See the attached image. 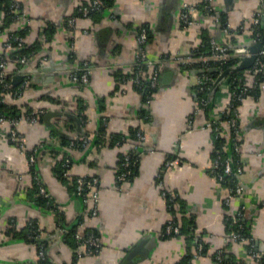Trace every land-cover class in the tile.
<instances>
[{
  "label": "crops",
  "instance_id": "1",
  "mask_svg": "<svg viewBox=\"0 0 264 264\" xmlns=\"http://www.w3.org/2000/svg\"><path fill=\"white\" fill-rule=\"evenodd\" d=\"M18 1L24 16L0 33V53L8 32L26 25L29 30L24 41L38 44V49L14 74L30 73L27 85L18 96L9 92L6 99L24 110L44 109V113L35 122L20 120L17 128L23 148L9 138L8 127L0 125V264H38V247L24 236L32 219L43 230L52 264H73L74 250L62 235L60 221L67 227L78 225L81 233L96 229L100 234L101 250L89 253L81 244L78 251L83 254L77 264H177L188 250L194 251V243L183 231L165 237L164 225L175 215L183 224L194 223L196 233L206 241V253L193 255L192 264H229L215 258L219 249L231 260L253 263L248 241L232 237L229 223L242 208L254 249L264 252V91L244 97L238 106L237 139L243 168L238 179L244 189L228 204V186L210 172L214 133L206 122L219 116L231 101L230 84H220L209 99V109L194 112L200 75L197 69H183L177 57H195L191 54L201 44L203 34L230 49L258 40L253 17L264 9V0H214L227 15L230 33L200 8L201 0H114L108 9L79 16L70 29L64 21L83 0ZM186 1L196 5L189 24L180 18ZM48 22L59 25L51 39ZM143 25L150 34L146 51L161 64L160 83L147 102L131 80L119 84L115 76L118 69H133ZM260 25L264 30V17ZM84 62L90 67L87 83L71 78L74 68ZM15 68L11 63L7 66L8 72ZM242 70L246 82H251V67ZM80 104L86 105L83 125L77 109ZM49 110L71 112L79 123L66 114L53 115L47 121L44 115ZM102 121L108 132L125 134L123 144L95 145ZM83 130L89 133L83 147L60 146V135L73 138ZM133 130L142 131L145 137L132 136ZM41 142L48 143L47 148L38 151L36 162L31 164L27 151ZM130 147L138 149L137 172L119 181L120 156ZM63 150L69 151L73 163L68 175L61 177L56 165ZM169 156L175 163L164 167ZM34 169L61 207L60 216L36 203L32 194ZM159 173L164 187L180 200L175 203L176 214L167 206L157 180ZM82 174L99 178L96 215L89 213L90 205L75 191V178ZM11 226L16 230H9Z\"/></svg>",
  "mask_w": 264,
  "mask_h": 264
},
{
  "label": "built area",
  "instance_id": "2",
  "mask_svg": "<svg viewBox=\"0 0 264 264\" xmlns=\"http://www.w3.org/2000/svg\"><path fill=\"white\" fill-rule=\"evenodd\" d=\"M204 2L203 10L204 12L213 18L214 21L221 23V17L219 14V8L215 4L214 0H201ZM102 7V0H88L87 3H81L78 6V12L81 14V16H89L91 11L95 9H100ZM196 5H193L191 2H184L182 9L180 11V18L184 23H192V13L195 10ZM13 12L20 15L21 13V5L17 2L12 5ZM78 15H71L68 18V25L70 27H74L76 20L78 19ZM264 17V9L260 10L256 13V15L253 17V25L255 30V38L258 40H262V47L258 52V55L254 61V63L251 66V72L254 75V79L251 82L244 83L243 87L240 89V91L232 92V98L231 101L221 110V114L219 116H215L212 118H209L206 122V125L211 127L213 131H215V137L219 140V144H217V147L215 149L216 155L213 158V164L211 167V174L216 177V179L221 182L224 180L227 176L233 175V173H236L237 175H240L243 171L242 165L240 162H237L236 167L233 165V159L231 157H223V153L225 151H229L231 148H234L237 152H239V141L237 139V134L239 130V110L238 106L233 103V100L237 99H243L245 95H253L252 92L260 89L264 91V77H261L262 74H264V30L261 29V20ZM224 29L227 32H231L232 28L230 27V24L228 20H226ZM147 28L143 27L141 29L140 35L138 37L139 41V47L136 52V58H135V68L130 72H125L130 74L128 77H125L122 81V83L126 82L127 80H131L134 84L141 85L142 83H147L150 87H156L159 85L161 80V64L159 61L153 60L151 57H149L146 48L143 47V43L147 40ZM12 37V36H11ZM18 41V46H21L24 42V38L16 35L13 36ZM210 52L207 55H201V56H195V57H183L178 56L177 59H179L183 63H193L196 61L203 62V65H205L203 71L210 67L213 63H219V73H221L224 70V65L229 61L231 58H239L242 59L246 56H249L251 53L246 46H236L232 49H230L227 45H224L221 43L218 39L215 37L210 38ZM5 47L6 49L12 48V43L10 41H5ZM29 59V56L27 54L22 55L18 61L25 65ZM238 60V61H239ZM9 57H1L0 58V83L3 84L4 89H0V101H4L6 99V95L10 92L5 88H9L11 84L13 83V77H9V72L7 70V66L10 63ZM89 73H90V67L88 65V62H84L82 65L75 67V70L71 72V78L75 81L87 83L89 81ZM23 78L20 83L21 90L27 85L28 81L31 78L30 73H22ZM255 77L257 79H255ZM8 78H10L8 81ZM206 76H200L198 84H202L200 86V90H205V86L203 85L206 81ZM21 93V91H20ZM14 96L19 95V91H15L12 93ZM246 97V96H245ZM209 99V98H208ZM208 99L203 96L199 99V102L197 106L194 109V112H197L198 110L204 108L207 103ZM150 101V99H148ZM44 113V109H33L31 112L23 113L19 116L15 117H8L5 114L0 113V125H4L8 127V136L12 141H15L19 143V146L21 148L24 147V142L21 133L19 132L17 126L21 119H27L31 122H35L39 119L40 114ZM225 118L223 120L222 118ZM227 125V128L229 131L236 132V135H233L230 137L229 140L226 139L227 137V128H225ZM138 139H143L145 135L142 133V131L137 132ZM84 143H88L89 137H84ZM232 139V140H231ZM121 140H117V144L120 143ZM37 149L36 148L29 156L31 164H34L36 162L37 157ZM135 149V148H134ZM133 150V148H132ZM125 158L123 160V171L120 173L119 178L121 180H128V176L131 174V165L135 163V160H132V154L129 150L125 152ZM238 161V160H237ZM175 163V160L173 158H167L164 167L172 166ZM63 165L67 168H70L72 163L71 160L67 157L65 161L63 162ZM159 184L163 187L162 191L164 196H168L171 194L170 199L173 200V196H175V193L164 187L163 179L161 177V173L158 175ZM35 179L38 184V192L37 195H40L46 199V204L50 207L51 204H55L59 211H61V207L55 203L53 200V196L51 195L49 189L47 188V185L43 181L42 177L38 173L35 174ZM98 185H99V178L98 176L94 175H88V174H82L78 175L76 178V193L81 198L83 203L90 205L89 213L92 215H96L98 213V202H99V191H98ZM244 186L240 181L235 182V184L228 186V195L226 197V202L229 204L231 199L234 197H240L243 194ZM176 203V202H175ZM264 205V201L262 203ZM52 209V208H51ZM53 210V209H52ZM242 208L238 210L237 214L242 215ZM36 233L31 234V237H39L42 234L35 231ZM180 232V223L176 222L173 218V216L168 220L164 234L171 236L175 235ZM84 234L81 233L79 230L76 232V236L78 238H82V244L85 246V250L89 253H98L101 250L102 247V241L99 235H97L94 231H91L88 233V235L83 236ZM234 238L242 237V233L240 231H232L230 234ZM40 238V237H39ZM246 240V239H245ZM203 249L202 242L199 243V246L197 248V251L195 253L196 256L201 254V250ZM252 254L254 257L253 263H244V262H238V261H230L229 264H264V254L258 250L253 249ZM80 255H82V252H79ZM46 254L45 245L41 246V249L39 250V256L44 258ZM216 257L219 260H222L224 258V251L222 249H219L216 253Z\"/></svg>",
  "mask_w": 264,
  "mask_h": 264
},
{
  "label": "trees",
  "instance_id": "3",
  "mask_svg": "<svg viewBox=\"0 0 264 264\" xmlns=\"http://www.w3.org/2000/svg\"><path fill=\"white\" fill-rule=\"evenodd\" d=\"M19 3L21 5V13L20 15L13 12L12 10V5L14 3ZM88 0H83L82 3H87ZM114 0H102V7L100 9H95L93 11H91L90 15L95 14L96 12H100L103 11L105 9H108L112 6ZM80 5V4H79ZM78 5V6H79ZM203 5L204 2L201 1L199 3L200 8L203 10ZM3 12L2 16L0 14V33H2L3 31H6V29H9L10 25L17 21L18 19H20L22 16H24V12H23V6L21 4L20 1L18 0H0V12ZM78 15L81 16V14H79L78 12V7L76 8L74 14L72 15ZM220 17H221V26L224 27L226 20H228L227 15L224 11H219ZM71 16V15H70ZM68 16L66 21H64L65 27L67 29H70L71 27L68 25L67 21L68 18L70 17ZM47 31L49 30V36L48 38H52V33L55 31L56 28H58V24H54L52 22H48L47 23ZM143 27L147 28V40L145 41V43H143V47L146 48V45L150 39V34H149V30L147 25H143L140 28V32L141 29ZM29 30V26L26 25L25 27L18 29V30H10L8 32V37L6 39V41H10L12 43V48L10 49H6L5 44H4V50L0 53V58L1 57H9L10 58V63L15 65V69L14 72H9V77H13V75L15 74V72L20 71L22 69V67L24 66L22 63H20L19 58L24 55L27 54L29 57L32 55L33 52H35L38 49V44H33V45H29L28 43H26L25 41L23 42V44L21 46H18V41L13 38V36L19 35L21 37H25L27 31ZM232 31V30H231ZM12 36V37H11ZM210 38L211 36L208 34H203V39L200 45H198L197 47H195L193 49V53L191 54L192 56H201V55H207L211 48H210ZM221 42V41H220ZM5 43V42H4ZM71 56H73V53L70 54ZM239 60V58H231L229 59V61L224 65V69H226L227 67L237 63ZM182 68L190 70V69H198L199 71V75L200 76H206L207 79L205 81V83L203 84L205 86V90H200V86L202 84H198L197 85V90H198V99H200L201 97L205 96L208 99V94L210 91V88L213 84V82L215 81V79L218 77L219 75V63H213L212 65H210L209 68L204 69L205 65H203V62L201 61H196L193 63L187 62V63H182ZM82 65V64H81ZM212 67H215L216 70H211ZM135 68V65H134ZM75 70V68H74ZM244 71L245 70H239V71H234V72H230L224 79V82H228L230 84V88H231V92H239L240 89L243 87L244 83H245V78H244ZM130 74L125 73L122 69H118L115 72V76L116 79L118 80L119 84L123 81V79L125 77H128ZM261 77H264V74L261 75ZM10 78H8V81ZM255 79H257L255 77ZM135 88H137L143 95L144 100L147 102L148 99L152 98L153 93L155 92V90L158 88V86L156 87H150L147 85V83H142L141 85L138 84H134ZM0 89H4V86L2 83H0ZM10 91L11 93L15 92V91H21V87L20 85L14 84L12 83L11 86L9 88H5V90ZM261 92L260 89L252 92L254 96H258L259 93ZM18 96V95H17ZM247 96V95H245ZM244 96V97H245ZM242 102L241 99H235L233 100V103L237 106L240 105V103ZM210 105H212V102L208 99V103L207 105L204 107L206 109L210 108ZM86 105L84 104H80L79 107L77 108L79 110L78 115L80 117V121H81V125L85 124L87 116L86 114H84ZM22 109L21 106H19L18 104L15 103H10L7 101V99H5L4 101H0V113L1 114H5L8 117H15V116H19L23 113H28L31 112L32 109L30 107H28L26 110ZM74 111V110H72ZM214 116H211L210 118H212ZM42 118V114H40L39 119ZM226 118V117H225ZM225 118L223 117L222 119L225 120ZM71 120V119H70ZM137 130H133L132 131V136H135L137 134ZM214 133V155L213 158L216 155L215 149L217 147V144H219V140L216 139L215 137V131H213ZM230 137H232L233 135H236V132L234 131H229ZM84 137H89V133L85 132L84 130L79 132V134L73 138H69V137H65V136H59V143L60 146L65 147V146H80L83 147L85 145L84 143ZM125 134H121L119 132H108L107 130V124L105 123V121L101 123L99 130L97 131V137H96V141H95V145L96 146H101L103 144H112V145H121L123 144L124 140H125ZM230 137H226L227 140L230 139ZM117 140H121L120 143L117 144ZM232 140V139H231ZM89 141V140H88ZM15 142V141H14ZM17 143V142H16ZM19 145V143H17ZM47 144L46 142H41L39 144H37L32 150H28V156H30V154L36 149L37 152L38 151H42L45 150L47 148ZM87 144V143H86ZM49 146H50V142H49ZM133 147L128 148L127 150H129L132 154V160H135V163H133L131 165V174L128 176V179L132 178L136 172H137V168H138V163H139V153H138V149H134L132 150ZM125 150L124 152L121 153L120 156V169L118 171V179L119 181H123L119 178L120 173L123 171V160L125 158V152L127 151ZM69 158L71 160V163H73L71 154L69 153V151H65L63 150V155L61 157V160L59 161V163H57L56 165V169L59 173V175L61 177L67 176L68 175V170L69 168L65 167L63 165V162L65 161L66 158ZM223 157H231L233 159V165L236 167L237 162H240V158H239V152H237L236 150H234V148H231L229 151H225V153H223ZM168 158H172V157H168ZM238 160V161H237ZM210 172H211V168H210ZM38 173L37 170H33V177H34V187L32 190V194L33 197L36 201V203L43 205L47 208H49L50 210H52L54 213H56L58 216L61 215V211L58 210V208H56L57 206L53 203L50 205V207L46 204V199L40 195H37L38 192V184L37 181L35 179V174ZM162 176V173H161ZM77 178V176H76ZM76 178H75V191H76ZM238 175L236 173H233V175H229L227 176L224 180H222L220 183L226 184L227 186H231L233 184H235V182L239 181L238 179ZM159 178H157L158 180ZM171 194H169L168 196H165L167 199V206L168 208L173 211L174 214L175 213V209H177L175 207V202L178 203L180 202L177 194L175 193V196H173V200L170 199ZM54 200V199H53ZM55 201V200H54ZM56 203V202H55ZM57 204V203H56ZM58 205V204H57ZM52 208V209H51ZM242 215L237 214L235 219H232L230 221V226H231V232L232 231H240L242 233V237H238L237 239L239 240H247L248 241V246L250 249H253L254 243H253V236L250 233V226L247 223V220L245 218L244 215V210L242 209ZM174 220L176 222L180 223V232H187L188 233V238L192 240V242L194 243V251L192 252L191 250H188L187 253L185 254V256L181 259V261H179L177 264H192V258L193 255H195L197 248L199 246V243L202 242L203 244V249L201 250V254L206 253L207 251V244L206 241L201 237V235L196 233L195 230V224L194 223H189V224H183L181 221H179L180 219L175 215L173 216ZM62 220V219H60ZM168 222V221H167ZM164 225V231H165V227L166 224ZM14 224V223H13ZM27 230L26 233L24 234L25 238L29 241H32L34 243H36L37 247H38V251L41 249L42 245H45V249H46V254L45 257H39L38 260V264H52L51 263V259L49 257L48 254V244H47V240H45L43 238V235L39 236V237H31V234L36 233L35 231L37 230L38 232H40L41 234H43V230L40 227L38 221H36L35 219L30 220L27 223ZM59 228L62 230V235L64 236L65 240H67V242L73 247V264H77L79 257L81 256L79 253V246H81L82 244V238H78L76 236V232L78 231V225L74 226V227H67L65 224H63L62 221L59 222ZM9 230H16V228L14 226H11V229ZM94 231L97 235L100 236L99 232L96 229H88L85 231V233H83L85 235H88L89 232ZM163 231V232H164ZM178 234V233H177ZM176 235V234H175ZM165 237H167V235H165ZM224 251V250H223ZM83 253V252H82ZM92 253V252H91ZM217 253V252H216ZM216 253H215V258H216ZM264 254V252H262ZM200 254V255H201ZM224 262L229 263L230 261H235V260H231L229 258V256L227 255V252L224 251V258L222 259ZM241 262V261H238Z\"/></svg>",
  "mask_w": 264,
  "mask_h": 264
},
{
  "label": "water",
  "instance_id": "4",
  "mask_svg": "<svg viewBox=\"0 0 264 264\" xmlns=\"http://www.w3.org/2000/svg\"><path fill=\"white\" fill-rule=\"evenodd\" d=\"M262 40H255L253 39L249 44L246 45V47H248L249 51H250V55L246 56L242 59H240L237 63L227 67L226 69H224L221 73H219L218 77L215 79V81L213 82L210 91H209V99H213V96L216 92V90L218 89V87L220 86V84L224 81L225 77L230 73V72H234V71H239L248 67H251L252 64L254 63L259 50L262 47ZM211 70H216L215 67H212ZM197 71L199 72L200 70L197 69ZM13 83L17 84L18 82H20L22 80V75L21 74H16L13 76ZM59 114H66L68 116L73 117L78 123H79V118L74 115L71 112H64L62 110H49L45 115L44 118L49 121L48 119L53 116V115H59ZM74 224L70 225V227H72Z\"/></svg>",
  "mask_w": 264,
  "mask_h": 264
}]
</instances>
